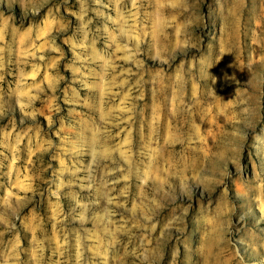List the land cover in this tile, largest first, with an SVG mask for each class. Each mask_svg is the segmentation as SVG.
<instances>
[{
	"label": "rangeland",
	"instance_id": "rangeland-1",
	"mask_svg": "<svg viewBox=\"0 0 264 264\" xmlns=\"http://www.w3.org/2000/svg\"><path fill=\"white\" fill-rule=\"evenodd\" d=\"M0 264H264V0H0Z\"/></svg>",
	"mask_w": 264,
	"mask_h": 264
}]
</instances>
